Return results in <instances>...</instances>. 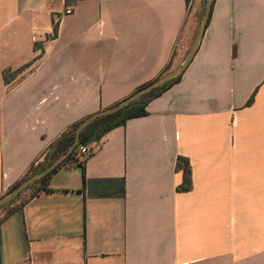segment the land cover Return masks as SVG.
Listing matches in <instances>:
<instances>
[{"label": "crops", "instance_id": "1", "mask_svg": "<svg viewBox=\"0 0 264 264\" xmlns=\"http://www.w3.org/2000/svg\"><path fill=\"white\" fill-rule=\"evenodd\" d=\"M192 29L188 0H0V198L74 124L182 65ZM146 111L90 146L85 181L61 168L0 224V264H264V0H216Z\"/></svg>", "mask_w": 264, "mask_h": 264}, {"label": "trees", "instance_id": "2", "mask_svg": "<svg viewBox=\"0 0 264 264\" xmlns=\"http://www.w3.org/2000/svg\"><path fill=\"white\" fill-rule=\"evenodd\" d=\"M80 0H66V5L70 6L73 3H76ZM216 1V0H215ZM214 1V3H215ZM189 3V0H188ZM213 3V7H214ZM212 7V12H213ZM205 13V9H204ZM203 13V15H204ZM212 13L210 15L211 19ZM209 19V21H210ZM209 24V23H208ZM60 27V20L59 21H53V35L50 38H56L58 36ZM35 49L40 50L43 49L42 43H36ZM33 63H30L28 65H25L21 68H19L16 71L12 70H6L4 71V80L6 83H10L14 81L22 72H24L27 68H29ZM171 67L168 66L166 72L170 70ZM183 74L175 78L174 80H171L170 82L166 83L162 87H159L146 96L138 99L137 101L130 104L125 109L121 110L120 112H117L113 115L109 116H102L98 118L95 122L90 124L88 127H86L80 136L79 144L75 147L73 152L68 156L66 160H64L55 170H53L50 174L45 176L43 179L36 181L32 185H30L26 190H24L20 195L13 199L10 203L4 205L0 208L1 210H5L4 216L0 219V224L7 220L10 216L15 214L16 212L22 210L28 200L32 199L33 197L49 191V182L54 176L58 170H60L63 167H71L72 165L80 167L83 172V181H85V163L88 160L85 159L83 156H79L78 152L80 147L86 146L90 149V146L94 143L100 142L106 134H108L110 131L114 130L117 127L124 126L128 120L136 117H142L146 116L148 113L146 111V107L150 102H152L154 99L159 98L162 96L165 92H167L169 89H171L175 84L180 82ZM255 100V94L251 97L249 102L247 103V106H250ZM79 123L74 124L70 129L65 131L48 149L45 159L43 162H38L36 165H33L28 173L10 190L13 191L16 189L22 182H24L26 179L30 178L31 176L40 173L44 171L48 166H50L57 158H59L62 154L67 152L70 148V146L74 143L76 139V130L79 126ZM92 150V149H90ZM176 171L178 173L182 174V182L177 187L178 193H188L191 192L193 189V179H192V167L190 160L185 157H179L176 163ZM31 191V195L29 199L23 198V195L25 192ZM20 202V203H18Z\"/></svg>", "mask_w": 264, "mask_h": 264}, {"label": "water", "instance_id": "3", "mask_svg": "<svg viewBox=\"0 0 264 264\" xmlns=\"http://www.w3.org/2000/svg\"><path fill=\"white\" fill-rule=\"evenodd\" d=\"M214 1L215 0H207V4L205 7V13L202 17L198 34L194 40V43L192 45V48L190 50V53H189L186 61L182 65H180L176 69L166 73L165 75H163L162 77H160L159 79L154 81L153 83L139 89L138 91H136L134 94H132L131 96H129L128 98H126L125 100L120 102L119 104H117L111 108L102 110L98 113H95V114L87 117L83 121H81L77 130H76V139H75L74 143L70 146L69 150L67 152H65L64 154H62L59 158H57L44 171L37 173V174L31 176L30 178L26 179L16 189H14L13 191H11V192L7 193L6 195H4L3 197H1L0 198V208L3 207L4 205L10 203L13 199L17 198L20 195V193H22L24 190H26L30 185H32L36 181L43 179L45 176L50 174L64 160H66L68 158V156L73 152L75 147L79 144V140H80V136H81L82 131L86 127H88L90 124L95 122L98 118H100L102 116L113 115L117 112H120L121 110L125 109L130 104L137 101L138 99L146 96L147 94H149L153 90H155L159 87H162L166 83H168L171 80H174L178 76L182 75L186 71V69L190 66V64L192 63V61H193L194 57L196 56V53L200 47V44L204 38L206 29H207V26L209 23L210 15L212 13V7H213Z\"/></svg>", "mask_w": 264, "mask_h": 264}, {"label": "rangeland", "instance_id": "4", "mask_svg": "<svg viewBox=\"0 0 264 264\" xmlns=\"http://www.w3.org/2000/svg\"><path fill=\"white\" fill-rule=\"evenodd\" d=\"M206 4L207 0H189V22L193 24V29L191 37L188 41L189 43H187V47L185 46V56L183 57L181 64L186 61L194 40L198 34Z\"/></svg>", "mask_w": 264, "mask_h": 264}, {"label": "built area", "instance_id": "5", "mask_svg": "<svg viewBox=\"0 0 264 264\" xmlns=\"http://www.w3.org/2000/svg\"><path fill=\"white\" fill-rule=\"evenodd\" d=\"M65 14L66 15H71L72 14V10L71 9H67ZM91 154H92V151L86 146L80 147L79 152H78V155L85 157V159H87Z\"/></svg>", "mask_w": 264, "mask_h": 264}]
</instances>
